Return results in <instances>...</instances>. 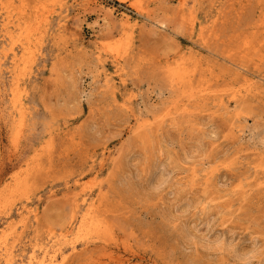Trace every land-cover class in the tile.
<instances>
[{
  "label": "rangeland",
  "instance_id": "374dc122",
  "mask_svg": "<svg viewBox=\"0 0 264 264\" xmlns=\"http://www.w3.org/2000/svg\"><path fill=\"white\" fill-rule=\"evenodd\" d=\"M181 1L0 0V264H264V0Z\"/></svg>",
  "mask_w": 264,
  "mask_h": 264
},
{
  "label": "bare ground",
  "instance_id": "6f19581e",
  "mask_svg": "<svg viewBox=\"0 0 264 264\" xmlns=\"http://www.w3.org/2000/svg\"><path fill=\"white\" fill-rule=\"evenodd\" d=\"M185 1L186 0H182L181 1V7L183 8V6H185ZM131 21V20H130ZM131 23L129 22V20H127V19H125V20H123L122 21V24H121V27H122V29H124V30H127V29H129V28H133L131 25H130ZM133 25V24H132ZM136 26V25H135ZM133 30V29H132ZM129 31V30H128ZM25 36V35H24ZM252 48H253V43H252V41H247L246 43H245V46H244V49H245V51H247V52H249V51H251L252 50ZM181 59H182V61H181V64H179V65H182L183 67H185L186 66V64H185V55L183 56V57H181ZM176 73V72H175ZM174 72H173V74H174V76L177 74H175ZM192 73H193V75H192ZM197 73V72H196ZM195 73V70L194 71H188V69L186 68V70L183 72V74L182 75H180L178 78L179 79H181V82L182 83H189L190 81H191V77L192 76H194V74H196ZM244 81H245V86L247 87V91H251L250 89L253 87V83L251 82V79H249L248 77H244ZM180 82V83H181ZM211 91V90H210ZM194 94V93H193ZM202 96H199V99H201L202 98V100H206L207 98H209V96H210V93H207V91H204L202 94H201ZM243 95V94H242ZM235 98H237V96H235ZM194 102V101H193ZM189 106V104L187 105V107ZM181 109H178V107L175 105V107L174 108H172V109H168L167 110V112H165L163 115H159L158 116V118L155 120V121H157V123L159 124V123H164V122H166V120L167 119H169L170 117H172L173 116V114L174 113H177L178 112V116H180L181 117V115H180V113L181 114H185V113H187L188 112V109H185V107H180ZM190 108V107H189ZM173 110H175V112L173 111ZM180 112V113H179ZM189 114V113H188ZM186 115V114H185ZM187 116V115H186ZM25 123V122H24ZM24 125V124H23ZM149 125V122L148 121H145V122H143L140 126H139V128H138V130L140 129V130H142L143 128H145L146 126H148ZM22 128H24V127H22ZM21 128V129H22ZM146 128H148V127H146ZM23 130V129H22ZM20 135V134H19ZM257 185V184H256ZM258 186V185H257ZM261 186V185H260ZM84 202H86V201H84ZM74 249V248H73ZM51 255L49 254V251L47 250V251H44V256H43V258H44V261H41V263L40 264H56V256H51ZM35 255L33 254L32 255V257L30 258L31 259V262L33 263L34 262V260H35Z\"/></svg>",
  "mask_w": 264,
  "mask_h": 264
}]
</instances>
